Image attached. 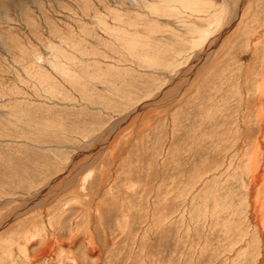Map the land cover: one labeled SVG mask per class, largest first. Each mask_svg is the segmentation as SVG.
<instances>
[{"label":"rangeland","instance_id":"obj_1","mask_svg":"<svg viewBox=\"0 0 264 264\" xmlns=\"http://www.w3.org/2000/svg\"><path fill=\"white\" fill-rule=\"evenodd\" d=\"M263 82L264 0H0V264H264Z\"/></svg>","mask_w":264,"mask_h":264},{"label":"bare ground","instance_id":"obj_2","mask_svg":"<svg viewBox=\"0 0 264 264\" xmlns=\"http://www.w3.org/2000/svg\"><path fill=\"white\" fill-rule=\"evenodd\" d=\"M243 4V3H242ZM204 6V5H203ZM196 12H197V10H196ZM193 13V12H192ZM241 17V16H240ZM233 19V18H232ZM239 19V18H238ZM237 19V20H238ZM214 20V19H213ZM209 22V21H208ZM233 22V21H232ZM234 23V22H233ZM232 23V24H233ZM218 26V25H217ZM233 28V27H232ZM216 30V29H215ZM203 34H205L204 32H202ZM208 33V32H207ZM214 33V32H213ZM211 34V33H210ZM201 36V35H200ZM202 37V36H201ZM196 39V38H195ZM145 43V42H144ZM202 61V60H201ZM191 71V70H190ZM264 83V82H263ZM262 91H264V87H262ZM257 92V91H256ZM247 95V94H246ZM32 189V188H31Z\"/></svg>","mask_w":264,"mask_h":264}]
</instances>
